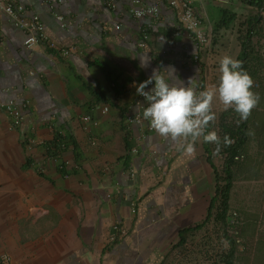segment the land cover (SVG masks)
<instances>
[{
  "label": "crops",
  "instance_id": "crops-1",
  "mask_svg": "<svg viewBox=\"0 0 264 264\" xmlns=\"http://www.w3.org/2000/svg\"><path fill=\"white\" fill-rule=\"evenodd\" d=\"M107 1L19 0L49 39L75 47L69 55L45 42L27 47L26 31L0 9V264H204L203 253L216 264L218 249L197 246L210 222L188 230L216 195V145L150 130L136 88L171 65L185 83L211 89L219 60L242 53L254 17L241 0H191L213 36L196 58V43L165 1L142 0L161 13L141 18L131 0H115L116 9ZM9 100L21 107L18 126L3 107ZM85 114L99 124L88 126Z\"/></svg>",
  "mask_w": 264,
  "mask_h": 264
},
{
  "label": "rangeland",
  "instance_id": "rangeland-1",
  "mask_svg": "<svg viewBox=\"0 0 264 264\" xmlns=\"http://www.w3.org/2000/svg\"><path fill=\"white\" fill-rule=\"evenodd\" d=\"M241 1L244 5L238 2L239 7L246 6L244 13L254 17L252 25L247 28L251 33L246 40V71L254 81L253 91L259 94L260 100L246 119H241L233 108H225L219 100L212 104L215 114L213 130L221 141L225 136L224 124L231 130H236L244 121L247 124L246 144L231 166L233 185L230 191L228 221L235 217L239 224L233 228V232L229 231V222L224 223L214 218L216 210L212 212L214 216L209 221L210 226L207 225L205 241L197 244L202 250L218 249L221 261L216 264H225L223 259L230 247L228 237L236 241L235 264H264V1L263 8H250L247 0ZM237 5L236 3L232 6V11L237 12ZM244 32L243 38L248 34L247 31ZM221 146L218 164L220 183L224 185L226 152L223 143ZM201 261L204 264H214L206 253H203Z\"/></svg>",
  "mask_w": 264,
  "mask_h": 264
},
{
  "label": "clouds",
  "instance_id": "clouds-1",
  "mask_svg": "<svg viewBox=\"0 0 264 264\" xmlns=\"http://www.w3.org/2000/svg\"><path fill=\"white\" fill-rule=\"evenodd\" d=\"M147 64L148 58L141 57V66L147 67ZM175 72L176 69L171 65L163 72L154 69L147 80L137 85V94L147 102L142 111L143 119L149 121L159 135L174 141L179 138L195 141L202 137L204 142L215 144L213 154H219L221 138L214 130L206 131L209 122L215 119L213 99L217 98L225 108H233L241 119H246L260 100L259 94L253 91V79L243 69L241 61L227 55L219 60V81L211 89L198 92L192 83L193 78L185 83ZM149 85L152 87L149 88ZM222 143L228 146L232 141L225 135ZM183 150L192 154L194 146L188 143ZM230 225L229 222V231ZM212 253L218 259L221 256L218 250Z\"/></svg>",
  "mask_w": 264,
  "mask_h": 264
},
{
  "label": "built area",
  "instance_id": "built-area-1",
  "mask_svg": "<svg viewBox=\"0 0 264 264\" xmlns=\"http://www.w3.org/2000/svg\"><path fill=\"white\" fill-rule=\"evenodd\" d=\"M163 1H165L174 11L181 26L191 34L197 46V53L195 55L196 58L199 57L200 53L208 52L213 39L212 32L210 30H206L203 27L202 20L200 16L197 15L192 1ZM106 3L112 9H116L117 7L115 0H108ZM0 9L12 17L17 26L26 31V39L24 43L27 47L32 48L33 46L45 42L51 48L60 50L63 55H69L71 52L76 50L74 46L61 48V46H59L56 41L49 39L48 34L46 33L45 24L41 17L38 14H33L31 16L24 15V6L19 2V0H0ZM130 12L139 18L147 15L159 17L161 13L160 7L158 5H146L142 0H131ZM59 19L62 21L64 20L62 16H59ZM62 25L64 26L65 23L63 22ZM119 27L120 25H116V28ZM147 39L148 33L144 31L139 45L145 46ZM148 87L150 88L152 85H149ZM196 88L198 92L204 91L206 90V85L203 82H199ZM3 107L12 118V123L14 126H18L22 123L23 114L19 105H17L13 100H9L8 102L3 103ZM97 109L101 111L102 114H106L109 111V106L100 105L97 107ZM82 119L88 126L95 127L99 124V119L89 114L83 115ZM136 119L138 122L141 121L139 115L136 116ZM149 128L150 130L153 129L151 126H149ZM230 223V231L233 232V228L238 226L239 221L233 217ZM114 229L116 232L121 231V227L119 225H114Z\"/></svg>",
  "mask_w": 264,
  "mask_h": 264
},
{
  "label": "trees",
  "instance_id": "trees-1",
  "mask_svg": "<svg viewBox=\"0 0 264 264\" xmlns=\"http://www.w3.org/2000/svg\"><path fill=\"white\" fill-rule=\"evenodd\" d=\"M249 4L263 7V0H247ZM229 20H232L229 19ZM248 34H245L244 43H243V50L242 53L238 56V60L242 62V67L244 70L247 68V61H248V52L246 48L247 39L250 35V30H247ZM246 122H242L237 126L236 130H231L229 126H224L225 135L229 136L232 143L228 146H225V152H226V158H225V164H224V173H225V184L221 185L220 178L218 177L217 173V185H216V195L213 196L207 217L200 223H197L193 226L188 227V230H196L204 226L206 223H208L211 219L212 215V209L214 207V204L216 201H220V207L217 209V213L214 216L215 219L227 223L228 221V212L230 208V191L231 187L233 185V177H232V171L231 166L236 160V156H239L241 153V149L244 147L247 141V133L245 131L246 129ZM220 175V174H219ZM220 210V211H219ZM228 240L230 242V247L227 252V255L223 259L225 264H235V255H236V243L235 240H233L231 237H228Z\"/></svg>",
  "mask_w": 264,
  "mask_h": 264
}]
</instances>
